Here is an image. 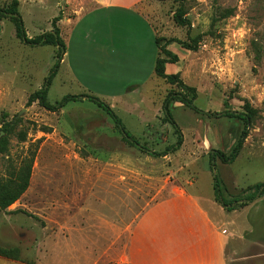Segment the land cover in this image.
<instances>
[{
  "label": "rangeland",
  "instance_id": "1",
  "mask_svg": "<svg viewBox=\"0 0 264 264\" xmlns=\"http://www.w3.org/2000/svg\"><path fill=\"white\" fill-rule=\"evenodd\" d=\"M13 1L0 0V7ZM18 1L29 38L52 31L53 20L60 16L56 25L71 51L72 29L80 15L94 8L92 0ZM179 7L173 0H145L139 9L158 37L200 42L195 52L178 42L168 47L180 58L176 74L196 89L195 97L167 82L154 86V81L164 82L157 77L141 94L120 98L106 95L91 77L100 93L88 94L72 77L70 58L61 64L48 93L51 104L70 95L98 97L143 147L158 153L178 139L164 100L171 92L185 94L203 113L177 97L172 100L169 112L181 129L183 144L175 153L157 158L129 144L115 120L90 100L69 102L57 112L38 102L28 106L29 97L48 79L57 49L25 44L12 22H2L0 128L3 121L21 122L10 136L9 155L0 157V177L13 162L35 156L29 189L0 213V245L21 250L22 261L6 264H120L126 228L148 203L172 189L193 183V192L212 197L217 175L227 200H246L250 188L264 184V0H186L183 10L190 27L176 24ZM227 9L234 14L223 18ZM93 65V74L100 73ZM226 111L250 113L251 122L215 115ZM21 131L27 135L25 142L19 140ZM242 137L239 156L231 163L217 158L211 173L210 154L230 155ZM232 214L248 236L249 252L262 254L249 264H264V197Z\"/></svg>",
  "mask_w": 264,
  "mask_h": 264
},
{
  "label": "crops",
  "instance_id": "2",
  "mask_svg": "<svg viewBox=\"0 0 264 264\" xmlns=\"http://www.w3.org/2000/svg\"><path fill=\"white\" fill-rule=\"evenodd\" d=\"M92 1L94 8L80 15L71 31L73 49L66 43L62 63L70 58V73L88 94L100 93L91 77L111 97L141 94L148 82L159 78L158 35L139 9L145 0ZM93 63L101 70L96 75ZM176 65L166 64V73L176 74ZM163 81H154V86L166 85ZM194 186L172 189L143 208L126 228L120 264H249L262 255L249 252L248 236L234 211L226 212L215 196L193 192Z\"/></svg>",
  "mask_w": 264,
  "mask_h": 264
},
{
  "label": "trees",
  "instance_id": "3",
  "mask_svg": "<svg viewBox=\"0 0 264 264\" xmlns=\"http://www.w3.org/2000/svg\"><path fill=\"white\" fill-rule=\"evenodd\" d=\"M159 1H167V0H159ZM175 3H178L180 7L174 13V20L176 24L181 27H190L191 21L186 17V14L183 10V6L186 0H173ZM234 14L232 9H227L222 13L223 18H228ZM61 19V17H56L53 20V30L43 35H40L36 38H29L27 34V29L25 26L24 19L19 11V1L14 0L10 5L6 7H0V37L2 35L3 26L2 22L5 20H9L12 22L16 29L17 38L28 45L32 46H53L57 49V61L54 64V67L50 71V75L48 79H46L44 86L37 92L33 93L28 100V106L32 105L34 102H38L42 107L51 112H57L63 109L69 102L78 101L82 99L90 100L102 108L107 112L114 120L116 127L120 129L122 134L125 136L129 144L134 147H138L141 150H144L148 153V155L152 157H166L169 154H173L178 151L183 144V135L181 129L173 120L170 112L169 105L176 99L182 104L190 107L195 110L197 113H203L199 109H197L193 105V100H189L185 94H175L173 92L169 93L166 99L164 100L163 107L165 114L168 118V122H171L176 130L178 135L177 142L171 146H169L166 151L163 153H158L156 151H151L145 147H143L123 126L122 121L117 117L113 109L107 105L105 102L100 100L98 97L93 95H81V96H65L60 102L56 104H51L48 101V93L51 82L53 78L56 76L61 63L63 61L64 55L67 52V46L65 41L61 36L60 28L56 25L57 22ZM178 42L180 46L187 51H198L200 48V42L196 39H192L190 43L179 41L177 39H165V38H156V44L159 50V56L156 61L155 72L156 75L165 80L168 84L173 86H180L183 90H187L194 97L196 96V89L190 86H187L179 77L178 74H167L166 73V64H177L180 61V58L177 54L173 53L168 47L174 43ZM217 116L221 117H229V118H237L239 120L244 121L246 124L251 122L252 116L251 114H246L244 112L237 111H226L222 113H215ZM4 118H7V114H4ZM21 122V120L15 121H3L2 127L0 128L1 132H4V136L0 138V157L8 156L10 151V136L15 134V129L17 124ZM18 137L20 142H25L27 135L25 132L21 131L18 133ZM242 137L238 144L234 147L233 151L230 155H225L221 151H213L210 154L211 157V165L210 171L214 173L216 170L215 162L216 159L219 158L224 163L233 162L240 154L242 146H243ZM35 156H26L22 158L19 162H13L7 171V173L0 177V213L6 211L12 205H14L20 198L27 192L30 187L32 172H33V164H34ZM214 176V190L216 201L222 205L226 210L234 211L238 208H242L247 206L249 203L256 201L259 198L264 197V184L259 183L254 187L250 188L248 191L250 192L249 197L246 200L243 199H233L227 200L223 193V187L221 185V181L218 179L217 175ZM0 257L12 260V261H22L21 260V250L18 247L6 248L0 245Z\"/></svg>",
  "mask_w": 264,
  "mask_h": 264
},
{
  "label": "water",
  "instance_id": "4",
  "mask_svg": "<svg viewBox=\"0 0 264 264\" xmlns=\"http://www.w3.org/2000/svg\"><path fill=\"white\" fill-rule=\"evenodd\" d=\"M4 134H5L4 132H1V134H0V138H1V137H3V136H4Z\"/></svg>",
  "mask_w": 264,
  "mask_h": 264
}]
</instances>
